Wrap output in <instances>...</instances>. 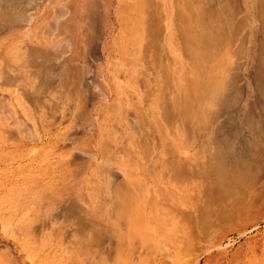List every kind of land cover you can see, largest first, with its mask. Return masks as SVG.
Wrapping results in <instances>:
<instances>
[{
  "label": "rangeland",
  "instance_id": "1",
  "mask_svg": "<svg viewBox=\"0 0 264 264\" xmlns=\"http://www.w3.org/2000/svg\"><path fill=\"white\" fill-rule=\"evenodd\" d=\"M206 1L236 37L200 153L177 123L184 0H0V264H264V155L234 168L255 165L251 126L264 143L263 34L255 2L242 26L239 1Z\"/></svg>",
  "mask_w": 264,
  "mask_h": 264
},
{
  "label": "bare ground",
  "instance_id": "2",
  "mask_svg": "<svg viewBox=\"0 0 264 264\" xmlns=\"http://www.w3.org/2000/svg\"><path fill=\"white\" fill-rule=\"evenodd\" d=\"M204 1H206V0H184V8L186 9H188L189 8V10L191 9V12L190 13H192V15H190L189 17H191L192 19H193V21L195 20V19H197V21H195V22H193L192 21V19H191V21L193 22V24H195L196 26H193V28H191L192 29V33H193V35L191 36V34L190 35H188V33H191L188 29H190V28H188V27H186L187 25L189 26L190 24L189 23H187V21L188 20H190V19H188L187 18V16H188V14H187V16L186 17H183V19L185 18V20H186V22H184V20H182V22H184V24H185V26L184 27H186L187 28V32H186V35H185V32H182V42H183V49H182V57L184 58L183 59V61H184V63L188 66V68H189V72H190V75H189V77L187 78V83H186V88L184 89L185 91H183L182 93H183V97H182V99L181 100H183V102L184 103H182V102H178V104H179V106L181 105V106H183L180 110H177L176 111V113H177V115H180V117H178L177 118V123H178V125L180 124V123H184V121L185 120H191V122H192V124L194 125V128L196 129V136H195V139L198 141L197 142V148L198 149H196V150H199L200 151V153L202 152V151H205V146H207V148H208V144L206 145V141H205V138L207 137L209 140H212V138L213 139H215L214 138V136H212L213 134H215V133H217V131L218 130H215V131H213L214 130V126L215 125H217L218 126V124H214V122H213V118H214V116L215 115H218V114H221L222 112H220L219 111V107H221V105L222 104H224V107H225V105H227L228 104V102H227V100H228V97H226V95H225V97H224V95H222V92H223V88L224 89H226V86H227V84L230 82V80H231V78H229V73L227 72V71H230V69H232L231 68V66L233 65V62H232V60H231V55H232V51H231V47H229V46H226L225 47V49L223 50V51H221L220 50V48L218 49V45H219V41L220 40H222L221 38H223V36H222V34L224 33V31L225 32H227V30H228V32H230V33H232V29L231 30H229V28L227 29V30H224V28L223 27H225V29H226V26H224V25H222L223 27H221V28H223V30L224 31H220V28H219V26H218V24H217V26H218V30L216 29L217 27H216V25H213V24H215V23H213L212 21H213V19H212V21L210 20V18H214V19H216L217 21L218 20H220L221 19V17L226 13V10L225 11H223L224 9V7L222 8V7H220L221 5H219V9L221 8V10H216V11H218L219 12V14H218V16L220 17H218L219 19H217V12H215V10L212 12V9H209V13H207V11H208V9H206L207 8V6H206V8L204 7H202V5H200V3L202 4ZM209 1V2H208ZM208 1H206V2H208L209 3V6H211L210 4H211V2H210V0H208ZM238 1L240 2V0H232V2L230 1V3H232L234 6L236 5H238V4H234V3H238ZM213 2V1H212ZM254 2V1H253ZM218 3V2H217ZM230 3L228 4V0H227V3H226V1H225V4H228V7L230 6ZM196 5V7H194L193 6V8L190 6V5ZM205 4V3H204ZM203 4V5H204ZM207 4V3H206ZM220 4H222V3H220ZM240 5V4H239ZM201 6V7H200ZM236 6L235 7H233L234 9L236 8ZM212 7V6H211ZM211 7H209V8H211ZM214 7V6H213ZM212 7V8H213ZM240 6H238L236 9H240L239 8ZM218 8H214V9H218ZM255 9V11H256V14L258 13V23H259V26H260V31L262 32V34H263V38H262V41H261V43H258L259 45H260V47L262 48V50L263 51H261L260 50V53H259V56H257V69H260L259 71H260V73H259V76H260V78H261V80L262 81H260V78L259 79H257V81H259V82H261V83H259V84H257V85H259V87L260 88H264V0H255V7H254ZM206 9V10H205ZM226 9H229V8H226ZM228 11H230V10H228ZM228 11H227V14H228V16L227 17H229V16H231L230 14H231V12H233L232 10H231V12L230 13H228ZM206 12V13H205ZM221 12H225L223 15H222V13ZM240 12V11H239ZM246 12V11H245ZM208 16H207V15ZM221 14V15H220ZM226 14V15H227ZM235 15V14H234ZM185 16V15H184ZM207 17V20L210 22H207L206 21V18L205 17ZM213 16V17H212ZM225 16V15H224ZM236 17H237V15H236ZM156 18V17H155ZM199 18V19H198ZM203 18V19H202ZM233 17H231V19H232ZM240 18V17H239ZM235 19V18H234ZM241 19V18H240ZM205 21H206V23H205ZM220 21H223L222 22V24L223 23H225V21L227 22L228 20H223V18L220 20ZM229 21H231L230 19H229ZM151 22V21H150ZM235 22V21H234ZM246 22H247V19H246ZM186 23H187V25H186ZM183 24V25H184ZM221 24V23H220ZM247 25V24H246ZM148 24H147V26H146V28L148 29ZM155 26V25H154ZM233 26V25H232ZM151 27V26H150ZM190 27V26H189ZM215 27V28H214ZM185 28V29H186ZM152 29V28H151ZM154 29V28H153ZM214 29H215V31H214ZM217 30V31H216ZM189 31V32H188ZM219 33H220V37H219ZM222 33V34H221ZM229 33V34H230ZM184 34V35H183ZM210 34V35H209ZM225 34V33H224ZM227 34V33H226ZM225 34V35H226ZM232 34H234L235 35V37H236V31L234 30L233 31V33ZM231 35V34H230ZM230 35H226V37L228 38V39H231V41L233 42L235 39V37H234V35H233V38H232V36H230ZM222 36V37H221ZM231 38H230V37ZM225 37V36H224ZM150 38V37H149ZM148 38V39H149ZM184 38V39H183ZM147 39V41L145 42H143L144 43V48L143 49H148V50H150V48H149V44L150 43H148V40ZM233 39V40H232ZM260 39H261V36H260ZM156 41H157V39H155ZM190 41V42H189ZM191 41H193L192 43H191ZM230 41V40H229ZM173 42V41H172ZM227 44V43H226ZM225 44V45H226ZM217 47V48H216ZM153 49V48H152ZM222 49V48H221ZM155 50V49H154ZM203 50H205V53H203L202 51ZM236 50V49H235ZM235 50H234V53H235ZM152 51V50H151ZM208 51V52H207ZM44 63V62H43ZM32 64V63H31ZM33 65V64H32ZM37 65H39V64H37ZM40 66H41V64H40ZM39 66V67H40ZM51 66V65H50ZM34 67V66H33ZM37 67V66H36ZM182 67V66H181ZM184 67H185V65H184ZM186 68V67H185ZM44 69V68H43ZM183 69V68H182ZM185 70H187V68L185 69ZM34 71V70H33ZM41 72V71H40ZM187 72V71H186ZM189 72H187V73H189ZM31 73V72H30ZM143 74H144V72H142ZM185 73L183 72L182 73V75H184ZM8 78V77H7ZM13 78V77H12ZM12 80V79H11ZM256 81V80H255ZM8 82H11V81H8ZM5 84V83H4ZM224 85H225V87H224ZM262 85V86H261ZM145 87H147V86H145ZM229 90H230V88L229 87H227ZM148 89H144V91H145V95H146V101H148L147 100V98H148V94H147V91ZM229 90H226V91H229ZM231 90H232V88H231ZM226 91H224L225 93H226ZM229 92H227L226 94H228ZM150 94V93H149ZM221 96H223V98L224 99H226V100H222L221 101ZM228 96V95H227ZM155 98V97H154ZM152 101V100H151ZM226 102H227V104H226ZM151 103V102H150ZM153 103H151V105H152ZM147 106V103H146V105H145V107ZM155 109L157 108V107H155V106H153ZM223 106L221 107L222 109L224 108ZM159 108V107H158ZM226 108V107H225ZM18 111V110H17ZM192 111H194V112H192ZM147 112H149V111H147ZM158 112V111H157ZM13 114V113H12ZM174 114V113H173ZM3 115V114H2ZM19 115V114H18ZM175 115V114H174ZM12 116V115H11ZM2 117H5V115L4 116H2ZM13 117V116H12ZM143 117V116H142ZM182 117H183V119H182ZM8 118V117H7ZM15 117H13V119H14ZM19 118V117H18ZM217 118V117H216ZM249 118V117H248ZM251 119V118H250ZM2 120V119H1ZM219 120V119H218ZM220 120H221V118H220ZM251 121V120H250ZM180 122V123H179ZM173 123L174 122H172V125H173ZM214 124V125H213ZM185 125V124H184ZM187 125V124H186ZM250 126H251V124H250ZM217 128V127H216ZM220 128V127H219ZM251 128H253V130H254V132H255V134H254V142H253V146H254V154H253V156H254V158H256V162L254 163L255 165H249V164H247L246 163V160L245 161H243L242 163H241V166H234V168H237L236 170L238 171V170H240V173H241V175L244 173V176L245 175H250L251 174V172H253L254 170H256V171H259V170H257V168L259 167V165H258V160H257V158H259V155L262 153V156L264 155V143H263V145H262V143H261V135H260V133L257 131V130H255L254 129V126H251ZM187 129V128H186ZM177 130V129H176ZM185 130V129H184ZM220 131V130H219ZM218 131V132H219ZM14 132V131H13ZM19 132H21V131H19ZM15 133V132H14ZM234 133V132H233ZM232 133V134H233ZM14 135V134H13ZM227 135V134H226ZM14 136H16V134L14 135ZM21 136V135H20ZM217 136H218V134H217ZM235 136H236V134H235ZM216 137V136H215ZM234 137V136H233ZM217 138V137H216ZM222 138V137H221ZM220 137L219 138H217V140H218V145H217V147H215L216 146V144L213 146L214 148H215V152L213 153V154H215L217 151H219L220 149H219V144H222V141H224L223 139H222V141H221V143H220ZM232 139V138H231ZM229 140H230V138H229ZM214 141V140H213ZM212 141V142H213ZM231 141V140H230ZM161 142V141H160ZM225 142H227V139H226V141ZM224 142V143H225ZM207 143H209V142H207ZM227 144V143H226ZM230 146H231V142H229L228 143ZM204 146V147H203ZM221 146H224V144H222ZM230 146H228L229 147V149H230ZM261 146H262V148H261ZM225 147V146H224ZM46 148V147H45ZM219 150H218V149ZM256 148V149H255ZM217 149V150H216ZM226 149V148H225ZM233 149V148H232ZM220 151H222V150H220ZM219 151V152H220ZM34 152V151H33ZM179 152H180V149H179ZM197 152V151H196ZM223 152V151H222ZM221 153V152H220ZM182 154V153H181ZM184 154V153H183ZM188 155V154H187ZM191 153H190V159H192V157H191ZM38 156V155H37ZM215 156H216V154H215ZM180 157H181V155H180ZM196 157V156H195ZM32 158V157H31ZM178 158H179V156H178ZM177 158V159H178ZM207 158V157H206ZM253 158V159H254ZM159 159V158H158ZM232 162V161H231ZM259 162H262V160H259ZM243 163H245L246 164V167H245V165H243ZM11 164V163H10ZM184 164V163H183ZM262 164V163H261ZM201 165V164H200ZM227 165H229V164H227ZM9 166V165H8ZM202 166V165H201ZM226 166V165H225ZM229 167V166H228ZM227 167V168H228ZM233 167V166H232ZM230 168V167H229ZM207 168L205 167V170H206ZM259 169V168H258ZM261 170V169H260ZM6 171V170H5ZM237 171H234V173L236 174V172ZM31 172V171H30ZM246 172H247V174H246ZM3 173V172H2ZM39 173V172H38ZM41 173V172H40ZM216 173V175H217V172H215ZM233 175H234V173L233 172H231ZM231 173H230V176H226L225 178L227 179V178H229V179H232V177H233V179H232V182L234 181V179H236V178H238L237 176H239L240 174H236V178H234V176L233 175H231ZM253 174V173H252ZM226 175V174H225ZM239 176V181L242 179L241 177H243L244 178V176ZM221 176V175H220ZM222 176H224V175H222ZM251 176V175H250ZM255 176V175H254ZM51 177V176H50ZM231 177V178H230ZM247 176H245V178H246ZM256 177V176H255ZM216 178H219V177H217L216 176ZM221 178H223V177H221ZM245 178H244V180H245ZM225 179V180H226ZM250 179V178H249ZM17 180V179H16ZM39 180V179H38ZM237 180V179H236ZM248 181V180H247ZM234 183V182H233ZM237 183V182H236ZM241 183H242V180H241ZM206 184V183H205ZM223 184V183H222ZM240 185V184H239ZM242 185V184H241ZM205 187H206V185H205ZM225 187V186H224ZM222 188V187H221ZM221 191H224L223 189L221 190ZM227 193V192H226ZM234 194L235 193H233V195H230V196H234ZM47 195V194H46ZM227 195H229V193H227ZM226 195V196H227ZM224 197V196H223ZM223 197H221V199L223 198ZM228 197V196H227ZM207 198H208V196H207ZM206 198V199H207ZM231 198V197H230ZM208 199H210V198H208ZM207 199V200H208ZM219 199V198H218ZM229 199V198H228ZM211 200H212V198H211ZM220 201V200H219ZM231 201H232V199H231ZM213 202V201H212ZM1 203V202H0ZM228 204H229V202H228ZM231 204V203H230ZM229 204V205H230ZM232 205H233V203H232ZM231 205V206H232Z\"/></svg>",
  "mask_w": 264,
  "mask_h": 264
},
{
  "label": "crops",
  "instance_id": "3",
  "mask_svg": "<svg viewBox=\"0 0 264 264\" xmlns=\"http://www.w3.org/2000/svg\"><path fill=\"white\" fill-rule=\"evenodd\" d=\"M255 2V0H240V18H241V24L242 26L246 23L248 25V19H249V2ZM246 11V12H245ZM252 18L258 19V13L256 14V11L254 10ZM247 19V22H246ZM258 30L256 31V34H262V32L259 30L260 26L259 23H257ZM241 81L243 82V78H241ZM244 83V82H243Z\"/></svg>",
  "mask_w": 264,
  "mask_h": 264
}]
</instances>
